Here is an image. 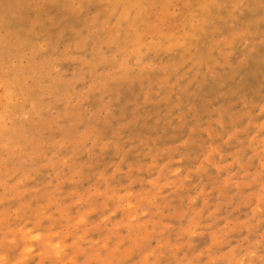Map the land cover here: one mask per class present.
Segmentation results:
<instances>
[{"label":"clouds","instance_id":"1","mask_svg":"<svg viewBox=\"0 0 264 264\" xmlns=\"http://www.w3.org/2000/svg\"><path fill=\"white\" fill-rule=\"evenodd\" d=\"M226 7L218 0H70L80 19L70 30L37 15L22 30L0 31V264L38 257L127 264L134 256L132 264H264V121L224 136V145L235 142L230 153L207 147L190 172L215 169L216 184H191V174L154 158L135 169L154 170L146 180L117 163L98 175L103 187L63 193L84 178L81 157L117 146L114 138H101L94 99H110L116 88L158 73L170 78L197 68L199 40ZM233 14H243L239 4L228 11ZM110 116L105 107L103 117ZM118 176L128 183L114 189L110 181ZM94 198L114 206L91 227L96 208L68 215V208ZM92 230L103 234L91 238Z\"/></svg>","mask_w":264,"mask_h":264},{"label":"rangeland","instance_id":"2","mask_svg":"<svg viewBox=\"0 0 264 264\" xmlns=\"http://www.w3.org/2000/svg\"><path fill=\"white\" fill-rule=\"evenodd\" d=\"M218 2L227 7L217 14L212 28L199 40L197 68L190 71L182 68L170 78L158 73L135 85L116 88L110 93V99H94L93 107L101 109L98 125L101 138H114L117 146L97 151L90 158L81 157L88 165L84 178L79 185L66 184L64 194L73 188L84 191L98 184L103 187L97 180L98 175H107L117 163L124 171L131 167L133 176L146 180L154 170L137 174L135 169L147 166L154 158L157 165L168 162L170 167L182 168L184 173L191 174V184L198 180L209 185L218 183L215 169L209 168L206 174H192L190 170L197 167L209 145H220L223 153H230L236 147L235 142L224 145V136L243 128L248 121H264V113H259L264 106V0H243L242 4L240 0ZM38 4L39 0H0V31L22 30L37 15L50 17L61 29L70 30L80 23L79 17L70 11V0H44L39 7ZM237 4L243 14L228 15ZM170 62L179 63V59L173 58ZM105 107H110V117H103ZM216 120H222L223 126L217 127ZM209 128L214 129L211 137L206 135ZM181 141H186V146L181 147ZM177 157H182V163H176ZM128 179L118 176L110 183L115 189L126 185ZM140 187L137 183L134 190ZM185 191L182 189L176 194L174 203H179ZM71 199L66 197L64 203H70ZM113 206L112 200L94 198L68 208L67 213L75 216L84 208H96L88 217L91 227ZM27 218L35 220L31 214ZM16 222L12 220L13 224ZM47 223L41 224V228L46 229ZM102 234L100 230L89 232L91 238ZM136 259L134 256L127 264ZM38 262L58 264L46 257H38L31 264Z\"/></svg>","mask_w":264,"mask_h":264}]
</instances>
